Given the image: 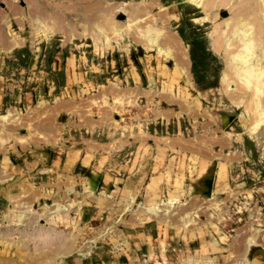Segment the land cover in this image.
<instances>
[{
	"label": "rangeland",
	"instance_id": "obj_1",
	"mask_svg": "<svg viewBox=\"0 0 264 264\" xmlns=\"http://www.w3.org/2000/svg\"><path fill=\"white\" fill-rule=\"evenodd\" d=\"M251 53L264 56V0H0V159L26 183L1 202L0 264H259L264 62L247 74ZM146 137L164 167L120 192L106 175ZM74 150L92 163L68 174Z\"/></svg>",
	"mask_w": 264,
	"mask_h": 264
},
{
	"label": "crops",
	"instance_id": "obj_2",
	"mask_svg": "<svg viewBox=\"0 0 264 264\" xmlns=\"http://www.w3.org/2000/svg\"><path fill=\"white\" fill-rule=\"evenodd\" d=\"M117 32L121 33L122 31H121V29H119V30H117ZM161 43H162V41H161ZM158 47H160V46H158ZM178 65L180 67H182L180 64H178ZM182 71H183V67H182ZM186 72H187V70H186ZM138 76L136 77V80L139 79ZM140 76H141V78L144 79L143 74H140ZM120 93H122V92H120ZM116 95L117 94H115L114 97H119L120 99L123 98V97H121L122 95H118V96H116ZM159 98L162 101L164 98V95H161ZM131 99L133 101L136 100V102H138V99H135L133 95H131ZM160 114H161V116H163L164 112H162ZM139 126H142V125H139ZM149 138L150 137L141 138V139L136 138L135 140H133L134 142L136 141V146L138 147L135 156L134 157L132 156L130 162H128L124 167L122 166L121 169H119L117 171V173L114 174V176H112L109 172L107 173L106 177L109 176V177L115 178V183L119 179V181H120L119 185L116 186V184H115V186L117 189L118 188L120 189V192L124 191V189H127V188H129L131 191L133 190L134 192H136L137 188L142 186V182H144L145 179H148L150 176H152V173L154 172L155 168L160 169L161 167H164L161 162H158L156 160V157L153 154L151 155L150 152L152 150H154V146L156 143H154V139H151V138L149 139ZM139 140H142V141H139ZM218 140H220V142H222L221 138L220 139L217 138L216 144H219ZM225 142L227 144H231L233 146L235 145L234 139H232V140L227 139ZM145 150H146V152H145ZM211 158H213V161H214V156ZM85 160H87V161H85ZM54 162L56 164L61 163V159H59V161L54 160ZM91 163H92V160H91V158L86 157V153L84 154L82 152V154H80V150H74L73 154H71V156H70V160H68V165H67L68 167H67L66 172H68V174H69L70 171L72 172L75 169V167H77L78 164H80L84 169H87L88 165H91ZM220 164L224 165L226 163L224 161H220ZM106 169H107L106 164H104V166L100 167L98 172H104ZM98 172H94L95 178L99 177L100 174ZM23 176H24V173H23L22 167L20 166L19 163L14 161L10 155H4V157H2V159H0V185H2V190L4 193V195L2 196V199L0 197V215L5 213L7 210V209L3 210L4 206H2V208H1V205H3L1 202L6 201L5 199L10 200V201L13 198L16 199L15 195H13L15 192L14 190L17 188L21 189V187L24 184H26L25 181L23 180ZM159 178H162V180H163V178H165V177L162 175ZM95 183H96V181H95ZM165 183H166L165 181H162V182L158 181V183H157L158 187L156 189L164 188ZM149 185H150V183L147 185V188H149ZM60 187L62 188L63 185L60 184ZM94 188H95V184L92 182L91 190H93ZM39 189L42 192L44 187L42 188V186H41V187H39ZM15 194H16V192H15ZM12 196H13V198H11ZM162 200L163 199L158 200L156 202V204L162 202ZM63 207H64L63 208L64 210L69 209V206H67V205H65ZM58 210H60V208H58ZM258 253H259V256H261L260 260H258L259 264H264V252L261 253V251H260ZM243 262L245 264V261H243Z\"/></svg>",
	"mask_w": 264,
	"mask_h": 264
},
{
	"label": "bare ground",
	"instance_id": "obj_3",
	"mask_svg": "<svg viewBox=\"0 0 264 264\" xmlns=\"http://www.w3.org/2000/svg\"><path fill=\"white\" fill-rule=\"evenodd\" d=\"M232 24H233V23H232ZM235 24H236V25L234 26L235 28L238 27V28H240L241 30H242V29L244 30V31H241L242 33H244V32L246 31V30H245L246 28H247V30H248V29H249L248 27L250 26V23L245 22V20H238V21L235 22ZM240 29H239V30L236 29V30L240 31ZM250 30H251V29H249V31H250ZM236 32H237V31H236ZM246 33H247V36L245 37V35H246L245 33H244L245 35H243V36H244V37L246 38V40H247L248 34H250V32L246 31ZM243 36H242V37H243ZM249 37H251V35H250ZM249 37H248V38H249ZM239 38H241L240 35H239ZM156 39H157V38H156ZM250 39H251V38H249L248 40L251 41ZM241 40H242V38H241ZM243 40H244V38H243ZM155 41H156V44H157V40H155ZM155 41H154V42H155ZM249 41H246L247 48H251V47H250L251 44L249 45ZM243 42H244V41H243ZM152 43H153V42H152ZM250 43H252V42H250ZM156 44H155V45H156ZM244 44H245V43H244ZM244 46H245V45H244ZM248 46H249V47H248ZM245 47H246V46H245ZM251 49H252V48H251ZM245 51H246V50H245ZM250 55H253V56H250ZM250 55H249L248 58L245 59V61L248 62V63H247L248 65H249V62H251V61L253 62L252 59L254 58V56H255L256 59H259L258 62H260V63H259V65H258V63H257L256 66L253 65V64H251L252 66L249 68L250 71H246L247 74H249V73L251 72V70H252L253 72H254V71H258V70L262 67V64H263V62H264V56H263V57H258L257 54L254 55V53H251ZM236 59H237V58H236ZM233 65H234V64H233ZM247 68H248V67H247ZM247 68H246V69H247ZM246 69H245V70H246ZM245 70H244V71H245ZM244 71H243V72H244ZM246 72H244V73H246ZM240 73H241V72H240ZM244 73H242V74L244 75ZM162 204H166V203H165L164 201H162V202H160V203L155 204L154 206L147 207V208L145 207V208H146V211L149 212L150 214H157L158 212L161 211V205H162ZM63 208H64V207H63Z\"/></svg>",
	"mask_w": 264,
	"mask_h": 264
}]
</instances>
